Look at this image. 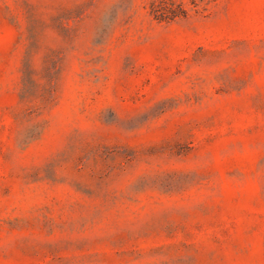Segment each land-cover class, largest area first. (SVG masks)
<instances>
[{"label": "rangeland", "instance_id": "rangeland-1", "mask_svg": "<svg viewBox=\"0 0 264 264\" xmlns=\"http://www.w3.org/2000/svg\"><path fill=\"white\" fill-rule=\"evenodd\" d=\"M0 264H264V0H0Z\"/></svg>", "mask_w": 264, "mask_h": 264}]
</instances>
